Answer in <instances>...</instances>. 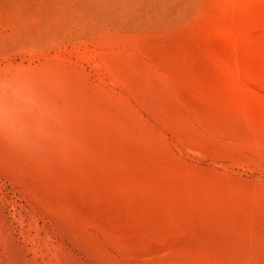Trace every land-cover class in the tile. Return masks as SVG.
I'll return each instance as SVG.
<instances>
[{"label": "rangeland", "instance_id": "obj_1", "mask_svg": "<svg viewBox=\"0 0 264 264\" xmlns=\"http://www.w3.org/2000/svg\"><path fill=\"white\" fill-rule=\"evenodd\" d=\"M195 3L182 22L147 18L134 28L79 16L61 25L41 18L42 1L0 9V264H264V0ZM15 25L55 32L25 43L15 38ZM175 36L189 42L179 62L152 45ZM69 90L90 96L86 109L97 127L133 136L148 157L161 155L133 170V178L169 180L168 194L189 195L154 204L161 218L136 237L145 255L126 250L133 237L70 212L64 198L56 206L42 197L6 158L9 151L23 157L14 134L23 135L28 121L70 122L61 109ZM151 100L176 105V116ZM141 132L156 141L140 140ZM32 168L43 180V170ZM197 193L207 201H192Z\"/></svg>", "mask_w": 264, "mask_h": 264}, {"label": "bare ground", "instance_id": "obj_2", "mask_svg": "<svg viewBox=\"0 0 264 264\" xmlns=\"http://www.w3.org/2000/svg\"><path fill=\"white\" fill-rule=\"evenodd\" d=\"M33 1L45 2L47 6L45 10L40 11L41 18H53L61 25L68 24L76 16H79L82 19H94L100 25L105 23L113 26V24L123 20L126 23L125 25L133 28L143 25L147 18L165 22H168V20L170 22V20L177 18L176 22H182L187 19L196 6V0H0V9L6 12H13L10 9L13 3H29ZM13 28L15 29V38L25 43L35 40L41 41L55 32V30H46L44 26L38 25H15ZM38 29L43 30L41 35L37 34ZM56 33L59 34V32ZM177 35L180 36V33ZM181 36L184 37L183 34ZM185 36L187 40V34ZM161 40L156 43L153 42L154 44L152 45L163 57L179 62L183 56H186L183 55L186 44L184 39L183 41L180 37L175 36L170 41ZM189 51L191 52L190 49ZM191 60H189V65L192 63ZM180 64L182 65L183 63ZM136 84L138 85V83ZM142 86H145V84ZM136 88L139 87L136 86ZM68 94V100L61 109L69 115L70 122L65 124L63 128L60 122H57V124L52 123V117L28 121L22 128L24 129L23 135L14 134L15 142L21 148L18 145L16 146L20 148L19 150L22 149L24 151L23 157L12 154L9 151L10 153L6 154V158L11 164L13 163L23 171L27 184L33 186L42 197L48 198L47 200L50 199L52 202L55 201V205L58 203L56 201H58L59 197L62 201L65 199V201H68L67 206L70 208V212L96 222L112 234L133 237L126 243V250L131 253L145 255L147 249L145 245L138 242L136 237L147 233L150 226L149 221L157 223L161 218L162 213L160 210L163 209L155 210L154 204L161 203L166 199L168 201V198L173 201H185V196L189 197V195H186L184 191L180 192V190L179 192L177 190L174 194H168L167 191L171 189L169 186L173 184L169 180L170 183L168 181L165 183L164 181L165 184H162L161 182L158 183L160 180L155 181L140 176L133 178V170L141 165L153 163L154 159L160 161L161 155L156 154L157 152L153 149L154 151L151 150L153 151L152 154L156 155L153 154L154 156L148 157L144 155L141 151L142 149L135 147V142L132 140L136 138H133V136L131 137L133 138L132 140L126 136L118 137L109 127L102 125L97 127L90 121L88 109H86V105L89 106L91 104L90 96L86 92L77 91L72 93L71 90H69ZM141 96H144V94ZM160 98L158 97V99ZM145 99H149V97ZM161 100H164V98H161ZM155 101L151 100L150 102L156 109L159 108L164 114L170 116V119L176 116L173 108L176 105H169L165 101V103ZM82 105L85 109L81 108ZM6 111H9L8 108ZM98 111L102 113L100 108ZM156 111L161 113L159 110ZM180 118L184 121L183 117ZM10 119L9 121H11ZM131 125L134 126L135 124L131 123ZM131 127L130 130L133 128ZM60 131L63 133L61 137L59 136ZM133 133L135 132L133 131ZM141 134H143L140 139H143L142 141H156L149 134L150 137H153V141L148 139L149 137L147 138L144 133L141 132ZM138 135H135V137H138ZM138 143L141 145L140 141ZM145 144L147 143L143 142V148ZM148 147L150 146L148 145ZM0 149L2 151L3 148L0 147ZM148 154L152 155L150 151ZM32 167L43 170V180H39L35 176ZM22 180L24 179L22 178ZM140 182L142 185L139 186L138 183ZM195 183L201 186L200 182ZM191 184H193V188L194 185L196 186L194 182L190 183L189 186ZM204 186V188L207 187L206 184ZM173 190L171 189V191ZM198 193L201 192L199 191ZM198 193L197 196H193V200L192 198L190 199L192 201H207L205 199L208 198H200L204 195L203 193ZM80 195L83 196L82 199ZM214 198L218 199V197ZM154 222L153 224L155 225ZM195 232L200 236H204L206 233L205 231ZM156 250L159 251L160 248H156Z\"/></svg>", "mask_w": 264, "mask_h": 264}]
</instances>
